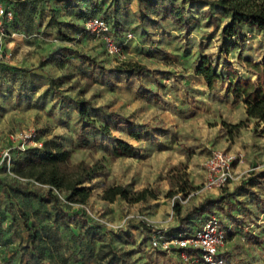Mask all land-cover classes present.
Masks as SVG:
<instances>
[{
	"label": "rangeland",
	"instance_id": "374dc122",
	"mask_svg": "<svg viewBox=\"0 0 264 264\" xmlns=\"http://www.w3.org/2000/svg\"><path fill=\"white\" fill-rule=\"evenodd\" d=\"M0 1L17 12L0 35V263L20 264L25 255L27 264L35 256L48 264H199L196 258L186 262L176 249H155L150 240L201 226L206 213L201 199L213 189L206 187L212 150L243 153L235 169L248 154L255 157L256 149H264V123L246 118L239 128L229 126L226 118L231 113L239 118L245 104L224 106L222 98H211L195 70L206 56L219 73L233 65L264 84V34L245 27V41L233 48L235 38L221 35L229 17L208 12L201 0L164 1L184 7V24L164 17V3L149 8L139 0ZM92 15L110 20L123 43L122 56L109 55L103 41L86 32L85 20ZM247 61L260 64L259 74ZM81 99L89 119L109 125L135 147L132 156L118 154L115 144L81 117ZM24 130L69 149L71 164L104 165L101 175L87 182L92 193L85 205H70L64 191L49 194L48 186L15 175L14 161L27 155L16 138ZM38 151L44 154L45 146ZM113 184L130 193L145 189L149 197L102 200L104 186ZM19 189H34L38 196H23ZM54 195L68 211L65 219L55 213ZM19 208L34 226L33 246ZM252 227L262 230L264 220ZM256 230L243 229L234 244L235 234L228 231L226 264H264V235Z\"/></svg>",
	"mask_w": 264,
	"mask_h": 264
},
{
	"label": "trees",
	"instance_id": "16d2710c",
	"mask_svg": "<svg viewBox=\"0 0 264 264\" xmlns=\"http://www.w3.org/2000/svg\"><path fill=\"white\" fill-rule=\"evenodd\" d=\"M165 0H139V2L149 8L158 6L164 3ZM196 1V0H192ZM209 6L208 12L213 10L224 13L229 17V20L224 24L221 35L225 39L235 38L232 45L233 48L239 46L241 42L245 41L246 32L245 27L254 28L264 34V0H201ZM7 9L5 5L0 1ZM14 17L11 22L5 24H12L17 16V12L12 8ZM164 17L172 16L180 24L185 21V9L178 3H164L163 6ZM95 16V15H92ZM91 17V16H90ZM89 18V17H88ZM55 23L60 24L59 21L52 17ZM51 20V22H52ZM51 57V56H50ZM82 59L87 57L82 56ZM137 70L141 72L143 67L135 64ZM219 65L217 63L209 62L206 56L202 57L201 63L197 67V74L203 76L207 86L212 89L217 79H221L226 84L228 93L233 94L245 104L246 114L248 118L256 119L264 123V84L261 81H255L251 78H246L240 74L238 69L233 65H229L225 71L219 73ZM247 68L259 74L261 66L258 63L247 61ZM78 112L81 117L93 128L98 129L102 134L104 140L111 141L117 148V153L126 156H132L135 152V147L127 141L114 135L109 125L97 126L94 119L88 118L86 100L81 99L78 102ZM243 122L238 124H228L233 128L241 127ZM45 153L41 154L37 148H30L26 150V157L19 158L14 161V173L20 178L34 180L39 185L48 186L49 194H54V190L64 191L66 193V201L70 205H85L90 196L91 189L87 182L93 177L100 176L104 170V165L96 161L93 164H87L80 161L76 164H71L69 149L63 148L61 145L51 146L50 143H44ZM19 194L23 196L36 195L38 193L34 189H19ZM9 199L12 195L6 191ZM55 196V195H54ZM118 197H122L130 202H140L147 200L149 197L147 190H141L135 193H130L123 185L113 184L105 185L101 194V199L109 202H114ZM54 210L60 219H65L68 214L67 209L59 205L58 199L54 197ZM226 195L219 199L212 200L214 204H220L224 201ZM44 200V199H43ZM21 217L24 220L25 227L28 230V241L33 246L36 241L34 233V226L31 224L30 216L23 209L19 208ZM36 214L40 211L36 210ZM223 256H226L223 253ZM25 255L22 256L20 264H27L25 262ZM33 264H48L44 263L40 257L35 256Z\"/></svg>",
	"mask_w": 264,
	"mask_h": 264
},
{
	"label": "built area",
	"instance_id": "2783aa9c",
	"mask_svg": "<svg viewBox=\"0 0 264 264\" xmlns=\"http://www.w3.org/2000/svg\"><path fill=\"white\" fill-rule=\"evenodd\" d=\"M14 12L0 3V35L4 34L3 25L11 22ZM87 33L101 39L109 55L120 57L124 52L123 43L116 37V31L110 20L100 15L87 18L84 23ZM131 32L126 34L131 39ZM2 56H0V61ZM19 140V148L26 151L30 148H44V141L38 137L34 130H24L16 133ZM10 156L9 151L5 157ZM244 160L243 153H233L224 149H213L207 162L208 172L206 187L223 188L233 179L234 165ZM228 229L222 224L217 214H211L202 225L193 231H182L168 237L153 236L150 243L153 248L164 251L176 249L180 257L186 262H192L195 258L199 264H226L223 249L226 245ZM1 264V263H0Z\"/></svg>",
	"mask_w": 264,
	"mask_h": 264
},
{
	"label": "crops",
	"instance_id": "0c3cea01",
	"mask_svg": "<svg viewBox=\"0 0 264 264\" xmlns=\"http://www.w3.org/2000/svg\"><path fill=\"white\" fill-rule=\"evenodd\" d=\"M8 30L15 32L9 27ZM11 63L12 62H10V64ZM13 64L17 66L15 63ZM195 71H197V69ZM196 76L201 81L203 88H207V95H210L211 98L220 97L222 101H225L224 104L220 102L222 105L231 106L232 101L243 102L241 99L227 92L226 84H224L221 79H217L214 87L210 89L203 76L198 74ZM228 101L231 103H227ZM246 118H248V116L244 106V112L239 118L231 113L229 117L226 118V121L230 124H238ZM256 151L258 152L255 153V157L248 154L246 162L235 167V178L225 189L213 188L206 191L203 199H201V207L206 209L204 221L208 219L211 214L218 213L222 224L230 231L229 235L235 234V236L230 238L231 243L235 242L240 234H243V229H250L252 233L256 230L255 227L252 226L254 224L259 225L260 221L264 220V149H256ZM223 195H226L223 202L220 204L212 203V200L219 199ZM259 232H261V235H264V228L260 231H255L256 234H259ZM229 255L234 260L238 259V255L234 253V251H230ZM235 264L240 263L238 262Z\"/></svg>",
	"mask_w": 264,
	"mask_h": 264
}]
</instances>
